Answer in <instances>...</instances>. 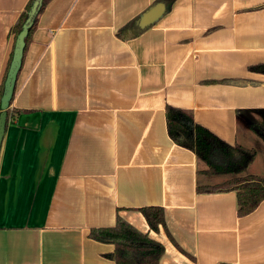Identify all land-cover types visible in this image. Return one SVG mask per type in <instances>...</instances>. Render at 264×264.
<instances>
[{
    "label": "crops",
    "instance_id": "crops-1",
    "mask_svg": "<svg viewBox=\"0 0 264 264\" xmlns=\"http://www.w3.org/2000/svg\"><path fill=\"white\" fill-rule=\"evenodd\" d=\"M30 0H0V94L12 28ZM163 14L132 24L157 5ZM123 40L118 32L128 27ZM264 0H52L18 74L0 150V264H116L92 230L122 218L164 248L160 264H264V201L200 192L168 106L232 146L264 177ZM164 210L151 229L142 209Z\"/></svg>",
    "mask_w": 264,
    "mask_h": 264
},
{
    "label": "trees",
    "instance_id": "trees-1",
    "mask_svg": "<svg viewBox=\"0 0 264 264\" xmlns=\"http://www.w3.org/2000/svg\"><path fill=\"white\" fill-rule=\"evenodd\" d=\"M37 1L38 0H30L25 11L21 14L16 25L12 28L11 33L14 35V49L16 39L28 20L33 5ZM50 1L52 0L40 1L37 14L30 23L28 35L25 39L24 56L31 43L32 36L37 29L39 16L43 13ZM139 21L138 19V21L132 24H138L140 26ZM140 27L145 28L142 26ZM128 28L129 26L118 32L119 37L123 40L137 37L140 34V31H134L130 35H126L125 32H127ZM12 57L13 53L11 60ZM9 67L6 72V78ZM249 70L254 73L264 74V63L251 66ZM6 78L2 84L0 94V115L2 113L1 98ZM14 95L15 89L13 98ZM13 98L10 105L12 104ZM166 116L168 132L172 140L177 145L191 150L197 156L200 163V168L198 169L199 175L224 176L229 178L219 185L203 188L198 187V190L200 192L236 191L238 214L243 217L253 213L264 201V177L242 175L247 172L249 166L256 160L257 151L255 149H246L238 145L232 146L226 143L207 128L195 123L194 117L189 111L168 106L166 109ZM8 121L9 111L7 110L6 128ZM252 129L264 141V130L258 126H253ZM142 212L152 230L158 231L160 226L166 228L163 209L144 208ZM90 236L97 241L115 245V252L111 255V258L116 264H160V259L164 254L162 245L156 243L148 235L136 230L122 218L118 219L115 227L92 230Z\"/></svg>",
    "mask_w": 264,
    "mask_h": 264
},
{
    "label": "water",
    "instance_id": "water-1",
    "mask_svg": "<svg viewBox=\"0 0 264 264\" xmlns=\"http://www.w3.org/2000/svg\"><path fill=\"white\" fill-rule=\"evenodd\" d=\"M40 1L41 0H38L33 5L32 10L29 13V18L26 21L22 31L19 33L16 39L13 57L11 60L7 78L4 84L3 95L1 98L2 113L0 115V150H1V145H2L4 134H5V130H6L7 110L10 107V103H11V100L14 94V89L16 87V81L18 78V74L23 64L24 49L26 45L25 39L28 35L30 23L33 17L37 14ZM162 14H163V7L162 5L159 4L156 7L152 8L150 11H148L146 14H144L141 17L139 24L142 27L150 25L154 23Z\"/></svg>",
    "mask_w": 264,
    "mask_h": 264
}]
</instances>
